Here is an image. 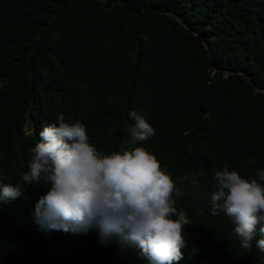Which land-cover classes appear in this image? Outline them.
<instances>
[{"label": "trees", "instance_id": "obj_1", "mask_svg": "<svg viewBox=\"0 0 264 264\" xmlns=\"http://www.w3.org/2000/svg\"><path fill=\"white\" fill-rule=\"evenodd\" d=\"M133 110L155 130L134 146L184 192L179 264H264L259 236L242 248L210 199L213 169L248 180L264 169V0H0V185L24 190L0 201V264H147L96 229H42L48 185L23 180L58 115L107 154L133 146Z\"/></svg>", "mask_w": 264, "mask_h": 264}, {"label": "clouds", "instance_id": "obj_2", "mask_svg": "<svg viewBox=\"0 0 264 264\" xmlns=\"http://www.w3.org/2000/svg\"><path fill=\"white\" fill-rule=\"evenodd\" d=\"M127 131L132 147L105 153L90 143L86 126L68 123L63 114L42 127L39 142L31 149L26 185H48L35 206V222L45 230L88 232L98 230L107 245L113 238L122 250L134 248L147 264H179L187 246L184 228L191 225L185 210H177L184 192L162 168L157 157L143 146H134L155 135L136 111ZM32 128L26 130L27 134ZM258 179H245L235 170L213 169L212 214L222 211L234 225L240 246L264 252V169ZM184 176L181 183L193 179ZM24 194L21 185H0V201Z\"/></svg>", "mask_w": 264, "mask_h": 264}]
</instances>
